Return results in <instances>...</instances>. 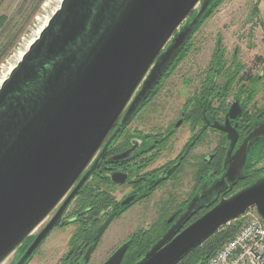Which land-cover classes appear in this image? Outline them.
Segmentation results:
<instances>
[{
  "label": "water",
  "instance_id": "1",
  "mask_svg": "<svg viewBox=\"0 0 264 264\" xmlns=\"http://www.w3.org/2000/svg\"><path fill=\"white\" fill-rule=\"evenodd\" d=\"M211 1H63L0 89V264L58 210L18 264L53 230L129 116L204 22ZM259 130L246 137L212 196L244 178ZM202 203L198 193L133 264H180L250 209L264 219V176L182 229ZM128 246L105 264H121Z\"/></svg>",
  "mask_w": 264,
  "mask_h": 264
},
{
  "label": "flooded vegetation",
  "instance_id": "2",
  "mask_svg": "<svg viewBox=\"0 0 264 264\" xmlns=\"http://www.w3.org/2000/svg\"><path fill=\"white\" fill-rule=\"evenodd\" d=\"M219 7L171 60L24 264H48L51 259L55 264H105L127 242L121 264H133L171 228L198 193L203 194L204 203L182 229L202 216L213 200L227 197L244 181L232 183L231 189L226 184L212 196V186L228 171L246 137L259 129V138L249 144L243 177L248 169L264 171V23L259 24L261 34L255 35L256 5L250 21L239 25L244 30L238 41L229 45L225 26L204 34V25ZM136 209L144 213L139 219L148 214L151 223L98 256L105 233ZM57 212L32 234L10 264L20 262Z\"/></svg>",
  "mask_w": 264,
  "mask_h": 264
},
{
  "label": "rangeland",
  "instance_id": "3",
  "mask_svg": "<svg viewBox=\"0 0 264 264\" xmlns=\"http://www.w3.org/2000/svg\"><path fill=\"white\" fill-rule=\"evenodd\" d=\"M23 1L24 0H5L2 4H0V18L6 17L8 19H12V17L15 16V13H18ZM63 1L64 0H45L34 18L27 24V28L21 35L15 50L0 66V89L3 83L10 77L11 72L15 69V67H17V65L22 61L24 55L29 51L31 44L37 40L49 26L54 15L61 8ZM256 5L259 6V16L257 18L258 24H256L258 29H256L257 33L255 35L259 36L261 34L259 24L260 22L264 23V0H226L204 25V34H208L210 31H215L218 27L225 26L224 29L228 34L225 39H228L229 45H232V42L235 43L238 41L239 35L244 30V28H242L240 31L239 25L243 22L245 23L250 21V11ZM209 35L212 34L210 33ZM263 165L264 163L262 166ZM140 213L144 214L143 210H132L110 227L107 233H105L102 243L100 244L101 247L98 256H100L101 253L106 252L109 247H116L130 234H132L135 229L146 227L151 223L153 219H149L148 214L139 219L138 217ZM169 216L170 214L162 219L163 224L166 223ZM226 243L227 242L223 245ZM63 251L66 252L67 249L64 248ZM11 261L12 258L7 262V264H10ZM55 261L56 260L51 259L48 264H55ZM32 264H37V261H34Z\"/></svg>",
  "mask_w": 264,
  "mask_h": 264
},
{
  "label": "trees",
  "instance_id": "4",
  "mask_svg": "<svg viewBox=\"0 0 264 264\" xmlns=\"http://www.w3.org/2000/svg\"><path fill=\"white\" fill-rule=\"evenodd\" d=\"M4 1L5 0H0V4ZM44 1L45 0H24L18 13L16 12L12 19L6 17L0 18V66L13 53L21 35L27 28V24L34 18ZM225 1L226 0H212L209 11L203 17L204 21L207 20ZM263 175L264 171L255 172L252 169H248L245 177L242 179L244 181L236 185L235 188L229 192L227 197L260 179ZM219 201V198L215 200L209 207H207V210L204 213L212 209ZM240 227V223L232 222L210 238L203 246L192 252L180 264H205L225 242H228L234 236ZM149 247L150 246L148 245L147 248L140 253V257L150 249Z\"/></svg>",
  "mask_w": 264,
  "mask_h": 264
},
{
  "label": "built area",
  "instance_id": "5",
  "mask_svg": "<svg viewBox=\"0 0 264 264\" xmlns=\"http://www.w3.org/2000/svg\"><path fill=\"white\" fill-rule=\"evenodd\" d=\"M234 222L239 230L205 264H264V219L254 208Z\"/></svg>",
  "mask_w": 264,
  "mask_h": 264
}]
</instances>
